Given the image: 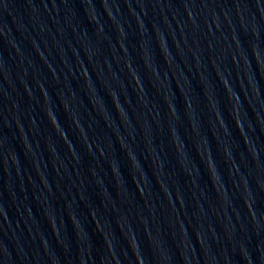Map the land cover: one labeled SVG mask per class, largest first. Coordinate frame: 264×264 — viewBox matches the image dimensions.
Listing matches in <instances>:
<instances>
[{"label": "water", "instance_id": "obj_1", "mask_svg": "<svg viewBox=\"0 0 264 264\" xmlns=\"http://www.w3.org/2000/svg\"><path fill=\"white\" fill-rule=\"evenodd\" d=\"M0 264H264V0H0Z\"/></svg>", "mask_w": 264, "mask_h": 264}]
</instances>
